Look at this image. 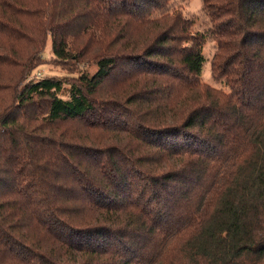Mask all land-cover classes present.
<instances>
[{"label": "trees", "instance_id": "1", "mask_svg": "<svg viewBox=\"0 0 264 264\" xmlns=\"http://www.w3.org/2000/svg\"><path fill=\"white\" fill-rule=\"evenodd\" d=\"M203 11L0 0V264H264V0Z\"/></svg>", "mask_w": 264, "mask_h": 264}, {"label": "rangeland", "instance_id": "2", "mask_svg": "<svg viewBox=\"0 0 264 264\" xmlns=\"http://www.w3.org/2000/svg\"><path fill=\"white\" fill-rule=\"evenodd\" d=\"M175 4L178 9L182 11V13L189 19L194 21V27H193V33H204L208 31V29L211 27L210 25V19L206 15V13L203 11V0H174ZM215 52V43L211 40H207L203 53L206 58V62L203 66V72H202V80L210 84L212 86H219L214 81L212 77L211 72V61L213 58ZM42 65L38 67L37 70L33 73L31 76L34 79H41L46 78L49 76H55V75H61L75 72L76 69L74 67H71L70 64L68 66L60 65L57 61L54 62V57L52 53V42L49 38V41L47 42L44 57L42 60ZM85 70L89 72L90 74H94L96 72L95 66H89L85 67ZM69 86L65 85L61 92L62 96H66L69 91Z\"/></svg>", "mask_w": 264, "mask_h": 264}]
</instances>
